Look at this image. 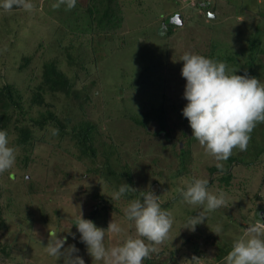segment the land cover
<instances>
[{"label":"rangeland","instance_id":"374dc122","mask_svg":"<svg viewBox=\"0 0 264 264\" xmlns=\"http://www.w3.org/2000/svg\"><path fill=\"white\" fill-rule=\"evenodd\" d=\"M32 2L33 13L0 9V85L13 84L29 102L41 83L43 63L53 61L81 94L86 86L90 99L79 102L61 91H44L43 103L34 104L30 113L37 116L50 107L59 119H70L68 132L72 124L89 120L96 126L98 156L78 158L72 135H53L51 125L35 129V140L26 148L15 144L14 131L8 134L16 163L0 174L5 224L0 227V264H64L63 257L56 261L46 252L53 233L67 237L64 247L75 245V255L85 264H102L93 261L80 240L74 224L79 208L97 227L106 229L111 220L125 227L119 238L106 233L105 245L112 246L135 235L124 209L148 190L171 212L173 225L158 253L144 264H225L235 238L264 215V123L252 131L246 151L235 149L223 162L224 170L230 168V183L219 180L224 173L209 170L217 161L205 154L178 112L187 103L179 59L185 52L200 54L225 62L229 72L247 73L251 41L255 49H264V0H117L122 23L100 38L96 54L89 43L88 0H77L71 10L64 5L53 9L56 0ZM23 56L29 58L26 64ZM259 56L254 69L264 67V51ZM81 63L87 64L85 70ZM258 79L264 83V68ZM161 106L162 119L142 115ZM109 148L110 168L119 175L129 172L130 183L106 171L101 153ZM181 149L188 151L183 158ZM193 178L210 179L209 192L224 193L227 204L190 231L183 226L203 209L194 210L176 189ZM123 183L137 190L111 200ZM217 225L219 236L211 231ZM220 248L227 253L218 258Z\"/></svg>","mask_w":264,"mask_h":264},{"label":"clouds","instance_id":"9594fccd","mask_svg":"<svg viewBox=\"0 0 264 264\" xmlns=\"http://www.w3.org/2000/svg\"><path fill=\"white\" fill-rule=\"evenodd\" d=\"M77 0H56L53 9L62 5L66 10L76 6ZM22 8L33 13L36 5L32 0H2L0 9L11 12L13 8ZM181 76L185 79L183 98L187 103L182 115L187 118L192 136L204 148L205 154L213 157L215 167L224 171L223 162L233 154V150L246 151L254 128L264 123V83L256 77L235 74L228 71L223 61H217L200 54L185 52ZM59 129H52L58 135ZM16 163V150L9 146L8 133L0 130V174L12 169ZM209 181L193 178L178 187L176 192L182 200L200 207L196 216H191L183 226L195 231L197 224L204 223L209 212L225 207L224 193L213 194L208 190ZM137 189L123 183L114 191L110 199L120 200ZM128 228L134 227L135 235H127L115 245H105L106 233L111 238H119L126 232L125 227L111 220L107 228L97 227L90 219H85L79 208V216L74 224L80 233V240L87 246L93 261L102 264H144L158 253V245L169 237L173 225L171 212L161 207L157 195L151 190L141 192L140 197L131 200L124 209ZM219 236L220 225L211 230ZM75 238V234L69 232ZM67 237H58L57 233L48 236L46 252L56 259L63 257L64 264H85L75 245L64 247ZM225 264H264V215L250 223L235 238L230 251L224 257Z\"/></svg>","mask_w":264,"mask_h":264},{"label":"trees","instance_id":"16d2710c","mask_svg":"<svg viewBox=\"0 0 264 264\" xmlns=\"http://www.w3.org/2000/svg\"><path fill=\"white\" fill-rule=\"evenodd\" d=\"M88 1V17H90L92 21V34L89 39V43L91 45V50L94 54H96L98 49L96 44L99 43L100 38L106 37V33L111 34V32H114L113 30L121 25L122 20L121 17L118 16L120 10L117 8V0ZM250 48L252 49H250L248 55L249 61L247 73L250 74V76L256 77L258 79L259 76L262 75L264 67L263 64H260L258 68L254 69V61L262 60L259 54L262 53L264 49H255V44H253L252 41L250 43ZM22 59L25 64L29 61L27 56H23ZM86 65V63H81L80 67L83 66L85 70ZM86 72L89 73L90 70L86 68ZM77 75L78 73H76L75 76ZM44 91H49L51 93H54L55 91H61L72 96L73 100L79 102H84L87 99H90L86 86H84V94H81V91L75 88V83L70 81L69 78L60 71L53 61L44 62L41 83H39V85L36 87L33 95L28 98L29 102L23 101L21 92L13 84L3 82L0 85V130H4L8 134L14 131L15 144L26 148L28 146H32L33 141L35 140V129H45L48 125H51L54 129H59L58 134L61 136H64L67 133L72 135V139L75 143L73 145H75L76 149L78 150V158H89L91 161L96 160V157L98 156V149L94 144L96 132L95 124L89 120H82L76 124H72L70 131L68 132L67 128L70 119L68 117H65L64 120L59 119L57 114L53 112L50 107H47L44 111H39L37 116H32L30 112H32L33 105L43 103L44 98L42 93ZM151 111L154 114L146 112L142 115H157V118L162 119V114H164V108L162 106L158 109H151ZM178 112L182 117V109H180ZM133 120L139 125H145L144 121L140 120L137 116L133 117ZM164 121L162 124L160 121L161 129L164 127ZM110 149L111 148L107 149L104 153H101V155H105L104 163L106 171L110 172L112 176L118 175L119 177L122 175L126 178L127 183H130L131 175L129 172H120L119 175L110 168L108 162L110 157ZM185 152L186 154L188 153L187 150L181 149V158L185 157ZM209 170L212 173L217 171V168L214 165L211 166ZM92 171L97 172L98 170L93 168ZM221 173L224 174H222L218 179L225 184H229V181L232 178V175L230 174V168L227 167V169ZM208 181L210 182L211 180L209 179ZM1 212L2 207L0 204V227H4L5 224ZM91 213L93 214L94 211ZM260 217L261 214H259L258 218L260 219ZM2 250L3 253L7 254L5 247ZM220 252L217 255L218 258H221L225 253H227V250L220 248Z\"/></svg>","mask_w":264,"mask_h":264}]
</instances>
